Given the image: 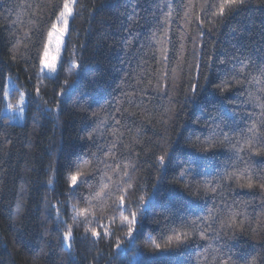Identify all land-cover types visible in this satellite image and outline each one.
<instances>
[{"label": "trees", "instance_id": "obj_1", "mask_svg": "<svg viewBox=\"0 0 264 264\" xmlns=\"http://www.w3.org/2000/svg\"><path fill=\"white\" fill-rule=\"evenodd\" d=\"M221 2L75 0L51 77L65 0H0V264H264V0Z\"/></svg>", "mask_w": 264, "mask_h": 264}, {"label": "snow or ice", "instance_id": "obj_2", "mask_svg": "<svg viewBox=\"0 0 264 264\" xmlns=\"http://www.w3.org/2000/svg\"><path fill=\"white\" fill-rule=\"evenodd\" d=\"M73 3L74 0H65V3L63 4V8L60 11L59 16L57 17V23H62L63 27H57L56 24H53V29L58 33L57 37H56V46H57V52L56 55H50L49 53V48L46 45L44 47V53H43V58L40 61L41 64V68L42 69H47L49 72L51 73H55L57 72V56L59 55V49L61 46V43L63 42V38L65 36L66 30L68 28L69 25V18L73 15ZM244 4V0H222V2L219 5V15H224L225 12L227 10H231V9H237L240 8L242 5ZM49 38L51 40V37L53 35V33L50 31L49 32ZM65 48H66V43H65ZM73 67H77V65L75 64V62H73ZM259 83V81H257ZM39 90H37L38 92ZM12 106L9 105V109H11ZM20 111L22 112L23 110L20 109ZM160 163L161 165L164 164V157L162 156L160 158ZM71 182L73 185H76L77 183V175H72L71 176ZM141 201H144V197L142 196ZM123 199L121 200V203L123 204ZM20 210V206H17V212H19ZM77 216H83L84 212L83 211H78L76 212ZM137 222V213L133 212L132 213V218H131V223L128 226V230H127V236L131 237L133 235V227ZM196 222L194 221L193 224H195ZM201 223H203V221H201ZM206 227H210V225H205ZM92 235L93 236H97V232L96 231H92ZM190 233L186 232V231H175L174 230V234L168 236L167 240L164 241L163 243H156L153 242V250L155 253H166L169 252L170 250H172L173 247H178L179 245L185 244L188 239L190 238ZM71 237V229H69V231L65 234L64 236V240L68 241ZM205 236L202 233L201 234V239H204ZM117 248L120 247L119 242L117 243Z\"/></svg>", "mask_w": 264, "mask_h": 264}, {"label": "rangeland", "instance_id": "obj_3", "mask_svg": "<svg viewBox=\"0 0 264 264\" xmlns=\"http://www.w3.org/2000/svg\"><path fill=\"white\" fill-rule=\"evenodd\" d=\"M72 16L69 18V22H70ZM55 24L57 25L58 28L63 27L62 23H57V20H56ZM68 29H69V25H68V28L66 30L65 36L63 38V42L61 43V46L59 49V55L57 56V61H56L57 70H58L60 60H61L62 52L64 50L65 40L67 37ZM50 31L53 33V35L51 37V40L49 38V35L47 36L45 46L46 45L48 46L50 55H56V52H57L56 37H57L58 33L53 28ZM43 53H44V51H43ZM43 53H42L41 59L43 58ZM39 71L41 74L46 75V76H51V77L55 76L57 73V72L51 73L46 68L42 69L41 64H40V70ZM14 89H15L14 81L11 78H8L6 80V83H5L4 105H3V109H2V114L7 117V121L10 124L21 126L24 124V119H25L26 99H25V96L22 92H20V91L15 92ZM9 105L12 106L11 109H9ZM20 109H22L23 111L21 112Z\"/></svg>", "mask_w": 264, "mask_h": 264}]
</instances>
